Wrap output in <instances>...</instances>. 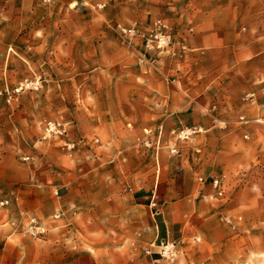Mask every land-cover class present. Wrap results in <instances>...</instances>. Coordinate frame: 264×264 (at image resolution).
I'll list each match as a JSON object with an SVG mask.
<instances>
[{
  "label": "rangeland",
  "instance_id": "374dc122",
  "mask_svg": "<svg viewBox=\"0 0 264 264\" xmlns=\"http://www.w3.org/2000/svg\"><path fill=\"white\" fill-rule=\"evenodd\" d=\"M198 4L222 6L225 16L236 9L240 30L254 40L255 53L262 57L256 64L261 91L244 93L242 102L253 115L242 119L255 123L260 150L244 173H264V0H0V51L5 49L0 105L8 129L16 117L22 120L15 132L23 141L16 165L55 176L52 188L37 189L42 201L38 215L16 212L8 219L5 229L26 230L30 238L0 239V251L8 246L0 264H141L150 255L185 264L192 252L194 257L205 252L193 239H184L166 241V255L156 229L162 207L148 198L161 153L170 160L189 153L199 129H174L168 141L163 128L158 133L140 128L148 118L146 77L172 85L176 72L171 66L197 53L180 26L191 23L188 13ZM174 5L186 11L181 21L169 19L173 10L165 14ZM158 22L168 27L170 51L147 50L140 35L129 44L120 29L135 27L147 35ZM220 102L211 101L201 114L215 116ZM154 113V121L165 117ZM193 145L197 148L198 142ZM196 181L206 185L208 179L198 175ZM222 184L224 195L218 197L213 188L214 198L228 202L232 189ZM7 202L0 209L12 206ZM209 202L193 204L205 216ZM262 209L259 230L264 232V201ZM222 219L233 226L243 222L236 215ZM190 224L188 219L186 231Z\"/></svg>",
  "mask_w": 264,
  "mask_h": 264
},
{
  "label": "crops",
  "instance_id": "0c3cea01",
  "mask_svg": "<svg viewBox=\"0 0 264 264\" xmlns=\"http://www.w3.org/2000/svg\"><path fill=\"white\" fill-rule=\"evenodd\" d=\"M165 10L166 15L174 11L169 18L174 21H181L186 12L179 5ZM235 10L234 15L225 16L227 12L222 6L198 4L187 12L191 23L180 29L187 33L188 45L197 53L171 66L176 72L172 85L148 76L143 87L144 99L148 100L144 102V113H148V118H143L140 128H153L157 133L163 128L164 139L168 141L174 129H199L192 136V143L198 142L197 148L192 144L189 153L173 160L161 153L157 181L148 197L155 198L162 207L156 225L158 238L174 243L193 239L199 248H205V252H197L198 257L192 252L191 261L185 264H250L249 259H254V264H263L264 232L259 226L263 223L264 173L257 169L244 173L260 150L256 145L255 123L242 119L243 115L249 119L253 115L242 102L244 93L261 91L256 64L262 57L255 53L254 40L240 30ZM4 50L3 47L0 55ZM216 98L221 101L220 112L213 117L203 116L201 108ZM3 109L0 105V200L12 201V206L0 209V239L7 242L13 237L30 238L26 230L5 229L7 221L16 212L38 215L42 201L37 191L52 188L55 176L49 171L16 165L15 155L22 151L23 141L22 135L15 132L22 126V120L16 117L8 129ZM154 112H164L165 117L154 121L151 118ZM198 175L208 179L206 185L197 183ZM215 177L222 178L232 189L228 202L214 198L211 179ZM194 201H210L205 216L195 210ZM235 215L243 222L235 221L233 226L222 219ZM188 219L191 229L186 231ZM7 247L5 243L0 254ZM141 264L170 263L150 255Z\"/></svg>",
  "mask_w": 264,
  "mask_h": 264
},
{
  "label": "built area",
  "instance_id": "2783aa9c",
  "mask_svg": "<svg viewBox=\"0 0 264 264\" xmlns=\"http://www.w3.org/2000/svg\"><path fill=\"white\" fill-rule=\"evenodd\" d=\"M122 34L125 36L126 40L128 43H131L132 37L135 35H140L142 38L145 40L146 48L147 50H160V51H170V47L173 44V41L171 40V36L167 34V29L168 27L161 22H158L155 29L151 31L149 34H144L140 33L135 27H130V28H121ZM182 50H185V45H181ZM172 153L176 154V150H173ZM200 182H205L203 178L199 179ZM223 180L219 177L213 178L211 181L212 187L216 190V194L218 197H222L224 195V189H223ZM7 200H2L0 202V206H3L7 204ZM230 222V221H229ZM164 248V253H165V248L169 246V244L166 241L162 242V245ZM173 247V246H171ZM170 251V250H169Z\"/></svg>",
  "mask_w": 264,
  "mask_h": 264
},
{
  "label": "bare ground",
  "instance_id": "6f19581e",
  "mask_svg": "<svg viewBox=\"0 0 264 264\" xmlns=\"http://www.w3.org/2000/svg\"><path fill=\"white\" fill-rule=\"evenodd\" d=\"M169 248L170 246H167V248H165V254L167 255L169 253ZM167 252V253H166Z\"/></svg>",
  "mask_w": 264,
  "mask_h": 264
}]
</instances>
